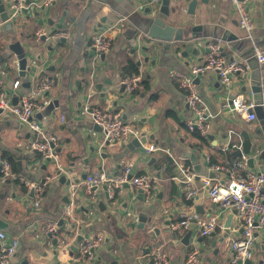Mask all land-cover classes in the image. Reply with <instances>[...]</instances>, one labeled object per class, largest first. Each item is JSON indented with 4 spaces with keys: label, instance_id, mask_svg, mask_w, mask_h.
I'll use <instances>...</instances> for the list:
<instances>
[{
    "label": "crops",
    "instance_id": "0c3cea01",
    "mask_svg": "<svg viewBox=\"0 0 264 264\" xmlns=\"http://www.w3.org/2000/svg\"><path fill=\"white\" fill-rule=\"evenodd\" d=\"M42 1L30 0L27 9L16 17L11 30H5L0 21L1 88L19 96L23 92L30 93L37 82L33 73L26 78L18 75L15 57L8 48L15 37L25 45L34 72L55 66L43 75L53 80L47 100H58L50 114H43L41 118L35 114L39 123L57 136V160H44L30 147L33 133L9 113L0 114V222L5 224L0 229L20 240L10 263L79 264L74 261L79 241L102 233L104 240L94 250L120 246L125 264H153L152 254L157 248L167 255L168 264H184L193 248L199 251V264H234L231 241L241 234L242 228L233 213L229 233L223 235V225L232 208L224 209L211 202L203 179L210 176L209 155L222 163L246 158L244 154L237 155V147L231 148L230 142L236 137L241 144L239 132H254L261 128L264 120L257 116L247 121L242 114L229 108L230 98L238 92L244 93L248 100H254L249 82L254 72L247 62L254 56L253 40L220 37L223 30L235 31L240 36L244 34L237 26L238 14L230 0H197L192 14L188 12V2L180 0L167 22L175 25L190 22L199 28L197 38L187 43L159 41L145 34L141 18L147 16L144 11L147 0H55L41 8ZM171 4L174 1L171 0ZM249 7L254 42L264 44V0H254ZM35 11L39 12L38 16L33 15ZM39 19L43 24H38ZM216 25L219 27L215 29ZM40 28L49 33L67 28L70 36L59 40L52 37L37 39L35 32ZM106 28H110L111 46L106 53L97 56L92 40L97 32ZM208 42H218L222 54L243 62L244 69L234 72L227 84H222L217 72L211 70L195 80L201 96L202 114L209 123L207 134L213 136L210 139L206 134V141L198 143L197 137L186 128L187 120L194 118L186 100V90L169 76V70L188 72L204 58ZM144 45L150 50L144 51ZM49 46L51 49H47ZM184 50H187L186 55L181 54ZM37 54H41V63L35 58ZM130 59L138 66L140 81L128 93L120 81L123 78L121 66ZM252 63L264 72V64L257 59ZM28 79L30 86L26 88L22 82ZM15 80L20 81L16 89L12 87ZM85 106L118 113L138 128L141 135L144 133L145 144L154 143L166 148L167 152L147 154L142 145L129 148L132 138L106 144L102 130L93 128L95 123L90 112L84 111ZM261 148H264V142H261ZM188 152L197 155L202 168L198 177L195 174L197 194L189 202L183 196V184L174 179L175 158L184 157L193 168ZM163 156L172 159V173L165 168ZM4 161L14 163V176L1 174ZM128 163L132 164L133 173L155 175L149 200L127 185L112 198L106 197L102 186L94 190L93 199L80 187L71 195V187L83 180V174L101 168L119 173ZM59 169L70 178L69 184L59 181ZM250 169L264 170V157L256 159L254 168ZM215 176L224 177L223 173H215ZM21 179L43 184L38 206L33 203L34 193ZM99 201L105 206L103 209L97 205ZM139 210L152 214V223L145 224L144 229L131 226L137 222ZM217 213L222 227L208 236H201L193 221L186 230L170 228L173 220L185 214L205 217ZM49 222L57 223L64 241L62 246L55 236L48 235ZM187 230L192 233L185 244L182 238ZM257 233L261 241L255 242L253 256L245 264H264V229ZM92 258L93 253L89 259Z\"/></svg>",
    "mask_w": 264,
    "mask_h": 264
},
{
    "label": "built area",
    "instance_id": "2783aa9c",
    "mask_svg": "<svg viewBox=\"0 0 264 264\" xmlns=\"http://www.w3.org/2000/svg\"><path fill=\"white\" fill-rule=\"evenodd\" d=\"M27 0H5L8 9V19L13 20L27 9ZM55 0H43L42 6L49 5ZM254 0H230L235 11L238 14L237 26L243 30V36L235 31L231 34L238 39L246 38L253 40L252 52L260 64H264V44L254 42L253 20L249 4ZM161 0H149L147 5L151 12L158 11ZM187 10V8H182ZM52 37L55 40L66 39L70 36L69 29H57L54 32H47L40 28L35 32V38ZM96 55L106 53L111 46L110 28L97 32L92 40ZM208 52L204 58L190 68L188 72H183L172 68L169 70V76L176 80L179 85L186 90V100L194 115L193 119H188L186 128L190 131L198 130L200 134L206 135L209 129V123L203 116V107L201 106V96L195 84V78L206 71H215L219 75L222 84L230 82L231 75L234 72L242 71L244 64L235 59H229L222 54L221 46L218 42H208ZM140 81L139 74L123 76L120 83L128 93L132 92ZM2 77H0V114L9 113L18 122L24 124L33 138L30 140V147L38 151L44 160H57L56 145L57 136L49 132L42 126L35 112L42 110L47 105V98L44 91L49 90L53 85V80L45 75L37 79L34 88L30 93H21L16 103H12L10 92H6L2 86ZM20 84L15 80L12 87L16 89ZM229 108L234 113L244 116L247 121H252L257 117L254 110L255 103L248 100L246 95L238 92L229 100ZM259 105L264 110V97ZM85 112H90L93 123L101 127L104 142L113 145L117 141H129L131 138L140 137L141 132L138 128L122 119L121 115L111 110H103L99 107H84ZM147 154L152 152H167L166 148L154 143L142 144ZM237 149L241 148L238 144ZM184 157L174 159L176 174L174 179L183 184V196L185 200H191L195 197L198 187L195 182V171L188 164ZM209 170L214 176H206L203 183L208 187V196L213 203L219 204L222 208H235L236 218L242 228L241 234L231 241L233 251L232 262L234 264H245V260L253 256V247L255 244L254 232L264 229V170H254L248 168L246 158L231 160L227 163L216 162L209 166ZM215 173H223L224 177H216ZM3 176H14L10 163L4 161L1 167ZM22 183L34 193V205L38 206L43 191V184L35 181L21 179ZM156 177L152 173H133L132 164L128 163L119 173L109 172L106 169H100L86 175L75 187H71V195H74L77 188L84 189L93 199V187L107 186L109 197L116 195L117 191L126 184L133 190H141L142 197L145 200L151 198V191ZM251 194L250 197H247ZM68 212V209L66 210ZM196 219L198 232L201 236H208L211 231L222 227L219 221V215L209 214L205 217H196V215L185 214L182 218L173 220L170 228L173 231L186 230L191 225L192 219ZM47 232L56 237V240L62 246L63 238L59 234V227L56 222H49L46 228ZM104 240V235L98 233L95 236L84 238L79 241L77 253L74 261L81 264L92 256V249L100 245ZM20 246V240L17 236H9L3 229H0V264H11V257L16 253ZM153 264H168L167 255L159 248L152 254ZM200 254L197 248H193L184 262V264H199Z\"/></svg>",
    "mask_w": 264,
    "mask_h": 264
},
{
    "label": "water",
    "instance_id": "95a60500",
    "mask_svg": "<svg viewBox=\"0 0 264 264\" xmlns=\"http://www.w3.org/2000/svg\"><path fill=\"white\" fill-rule=\"evenodd\" d=\"M130 1V0H129ZM149 1V0H147ZM174 1V4H171V0H161V4L159 6V9L157 12L153 13L151 12L149 6L145 8V13L147 16L144 18H141V24L143 25V30L145 34L153 39H157L159 41H165V42H183L187 43L190 40H194L197 38L196 31L199 29L195 25H191L190 22H183L182 24L175 25L167 22V18L170 15L171 12H175L176 9L178 8V2L180 0H172ZM188 2V12L192 14L194 12L195 6L197 4V0H186ZM202 1H207V0H202ZM30 0H27L26 3H29ZM44 6H41L43 8ZM33 15L38 16L39 12L35 11ZM0 21L2 26L4 27L5 30H11L13 25L16 22V19L10 20L8 19V9L6 7V3L3 0H0ZM38 24H43V20L39 19ZM146 27V28H145ZM219 27L218 25L215 26V29ZM222 39H238L237 36L229 33L228 30H223L222 35L220 36ZM42 38H45V36H42ZM160 46L161 44H157ZM9 50L12 52V54L15 57V61L17 64L18 68V75L22 78H26L29 75H33L34 80L38 79L41 77L45 71L47 70H53L55 69L54 65L47 66L45 68H42L38 72H34V65L29 62L31 60L30 57H28V53L26 50L25 45L21 44L20 40L16 39L15 37L13 40L8 44ZM47 49H51V47H47ZM144 51L150 50L149 46L144 45L142 47ZM195 52V48H194ZM182 55L187 54V50H184L181 52ZM36 60L38 62H42L41 59V54L36 55ZM147 59V58H145ZM34 60V59H32ZM253 60H256L255 56H251L247 62L250 64L252 71L254 72V76L250 78V89L253 93V102L255 103L254 110L257 112V116L259 119L264 120V110H262L261 106L259 105L262 96H264V78H262V75H264V72H262L258 66L254 65L252 63ZM137 63L139 64L140 61L138 60ZM33 73V74H32ZM199 77H196L195 80H198ZM22 85L26 88H29L30 86V80H25L22 82ZM49 94V91L46 90L44 91V95L47 96ZM18 95L16 93L11 94V101L12 103H16L18 100ZM58 104V100L49 98L47 100V105L42 111H36L35 114L38 118H41L43 114L48 115L51 113L53 108ZM93 128L95 130L101 131V127L97 124L93 125ZM239 135L242 138V143H241V148L237 149L236 154L237 155H246V161L247 165L250 168H254V162L256 159H260L261 157H264V148H261V142H264V124H262L261 128L255 130L254 132H248L247 130H241L239 132ZM207 137L212 139L211 134H207ZM151 138V136L149 137ZM147 141V137L142 133L140 137H134L132 140L128 143L129 148H134V147H139L142 144H144ZM90 149H93L91 147ZM187 157L190 158L191 162L193 163V168L196 173V176L201 174L202 168L201 165L199 164L198 157L194 152H188ZM202 157H206V154H202ZM49 160V159H48ZM57 174L59 175V181L61 183H70V178H66V175L61 172V169L57 170ZM210 176H214L213 172H209ZM82 177H86V174H83ZM9 181V180H7ZM126 186V184H124ZM106 197H109V194L107 192V186L103 185L102 186ZM96 187H93L92 190H95ZM33 193V190H31ZM141 193V190H139ZM251 194H248L247 197H250ZM141 199V196H139ZM97 205L103 209L105 206H103L102 202L99 201ZM198 212V210H197ZM236 210L235 208H232V212L228 215L224 222V236H227L230 230V222H231V215L235 213ZM193 222H196V219H192ZM151 224L152 223V214L147 215L143 211H138V218L137 222L131 223L132 227H137L140 229H144L145 224ZM0 226H5L3 222H0ZM192 233V230H187L186 233L184 234L182 241L187 244L189 242V237ZM215 231H211L210 234H214ZM49 236L52 234L49 232ZM255 242H260L261 238L258 235L257 231L254 232ZM94 251V248L92 249V252ZM249 259L245 260V263H248Z\"/></svg>",
    "mask_w": 264,
    "mask_h": 264
},
{
    "label": "trees",
    "instance_id": "16d2710c",
    "mask_svg": "<svg viewBox=\"0 0 264 264\" xmlns=\"http://www.w3.org/2000/svg\"><path fill=\"white\" fill-rule=\"evenodd\" d=\"M121 72L123 76H131L134 74H137L139 72L138 70V66L137 64L133 61V60H128L127 62H125L122 66H121ZM192 133L195 135V137H197L198 139V143L201 142H205L206 141V137L202 134H200V132L198 130H193ZM239 144L238 139L236 137H233L231 142H230V147L231 148H236V146ZM220 154H222V152H220ZM216 157H214L213 155H209V164L212 163H216ZM165 165V168L172 173V168H173V161L172 159H170L169 156H163V164ZM11 164V168L12 170L15 171V165L14 163H10ZM161 165V164H160ZM190 200H188L187 202H189Z\"/></svg>",
    "mask_w": 264,
    "mask_h": 264
},
{
    "label": "rangeland",
    "instance_id": "374dc122",
    "mask_svg": "<svg viewBox=\"0 0 264 264\" xmlns=\"http://www.w3.org/2000/svg\"><path fill=\"white\" fill-rule=\"evenodd\" d=\"M140 147V146H139ZM152 192V191H151ZM148 225V224H147ZM150 225V223H149ZM120 246H114L112 248H105L104 251L94 250L93 251V258L87 259L86 261L82 262L81 264H115L113 263L116 261V264H125L121 257L124 256V253H121ZM115 255V257H114Z\"/></svg>",
    "mask_w": 264,
    "mask_h": 264
}]
</instances>
